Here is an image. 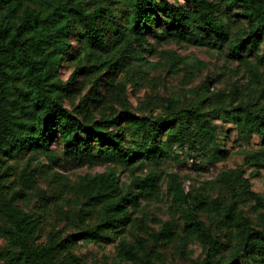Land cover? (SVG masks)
Segmentation results:
<instances>
[{
    "label": "rangeland",
    "instance_id": "374dc122",
    "mask_svg": "<svg viewBox=\"0 0 264 264\" xmlns=\"http://www.w3.org/2000/svg\"><path fill=\"white\" fill-rule=\"evenodd\" d=\"M62 0H25V7L34 9L43 23L57 35L55 23L47 20ZM159 1V0H156ZM215 4L214 16L228 32V41L240 36L242 53L248 61L259 64L264 74L262 39L252 35L248 19L237 6ZM186 15L191 9L185 0H167ZM91 19L95 9H101L96 26L102 31V46L92 44L85 36V26L76 18L68 19L66 49L52 81L61 82L66 91L60 96L58 108L86 128L91 121L117 118L127 125L130 117L154 118L166 111L181 108H200L208 115L218 131L220 149L227 156L216 164L194 163L189 154L164 157L155 168L158 174L157 191L145 197L141 194L139 178L152 167L137 162L135 171L115 167L110 162L93 163L88 156H96L105 149L89 132L81 133L71 147L60 141L59 127L51 121L41 141L54 158L37 149L25 146L6 151L4 156L7 182L24 195L21 206L34 223L30 243L35 247H51L56 264H213L206 263L208 246L200 239L187 242L182 238V213L186 208L183 196L201 194L209 199L220 197L223 206L231 202L230 195L220 189L221 172L239 168L249 179L250 190L264 198V169L257 176L255 168L244 165V154L264 148L262 137L255 135L246 143L241 126L236 125L227 112L252 87L246 65L219 39L192 21L183 23L158 7L144 8V31L140 40L130 37L131 9L124 0H73ZM184 15V16H185ZM180 31L203 36L209 42L193 43L177 36ZM254 43V45H252ZM141 56L139 61L135 56ZM105 61L106 65H100ZM103 66V67H102ZM79 69L76 81L67 80ZM6 85L13 91V109H20V89L27 90L21 75L14 72ZM235 88L239 96L232 95ZM232 126V128L230 127ZM123 144L129 146L136 138L130 130L123 133ZM113 171L123 193L134 198L136 207L128 203L127 215L120 222L121 234L109 235L100 246L86 244L82 235L100 223V216L91 212L88 199L77 191L82 176ZM32 175V182L24 176ZM21 174L23 180L20 178ZM239 194V191L236 192ZM245 217L257 230L264 229V199L255 200L239 194L235 201ZM197 217L217 241L212 254L217 264H264L259 256L247 248L241 235L222 218L219 212H197ZM0 216V225L4 224ZM6 240L0 235V250ZM0 264H8L0 258ZM20 264V263H19Z\"/></svg>",
    "mask_w": 264,
    "mask_h": 264
},
{
    "label": "trees",
    "instance_id": "16d2710c",
    "mask_svg": "<svg viewBox=\"0 0 264 264\" xmlns=\"http://www.w3.org/2000/svg\"><path fill=\"white\" fill-rule=\"evenodd\" d=\"M25 0H0V216L4 224L0 225V235L6 240V246L0 250V258L8 264H56L51 247H35L30 243L34 223L18 201L24 195L16 191L7 182L4 156L7 150L20 148L40 150L49 158L54 154L47 151V142L41 141L49 130L51 121L59 127L60 141L63 146L71 147L81 133L89 132L105 149L96 156H88L93 163L110 162L115 167L133 170L137 162L152 168L139 178L140 191L145 197L157 191L158 174L155 168L161 165L164 157H182L189 154L194 163L216 164L227 156L226 150L220 149L218 131L212 125L208 115L200 108H181L166 111L154 118L130 117L127 125H122L117 118L103 121H91L88 128L58 108L60 96L66 87L59 81H52L61 58L66 49V23L74 17L85 26L86 38L95 45L102 46V31L96 22L102 10L95 9L92 19L73 0L60 1L47 20L55 23L56 37L52 28L43 23V19L34 9L25 7ZM131 9L130 37L140 40L144 31V8L158 7L171 15L176 22L192 21L200 24L205 31L211 33L216 43L221 39L227 42L231 52L246 67L252 87L246 92V101H240L227 112L236 125L241 126V134L246 143H250L255 135L261 136L264 144V74L259 64L252 63L242 53L240 36L234 42L228 41L227 30L218 24L215 16V4L210 0H185L190 10L185 14L167 0H124ZM224 5L237 6L242 9L248 19L252 35L262 39V58L264 61V0H220ZM185 15V16H184ZM180 38L193 43L209 42L203 36L180 31ZM254 45V43H252ZM137 60L143 61L139 55ZM101 61L100 65H106ZM103 67V66H102ZM21 75L27 90L20 89V109H13V91L6 85L12 73ZM79 69H75L67 80L70 86L76 81ZM232 95L239 96L237 89L231 90ZM232 128V126H230ZM130 130L136 138L129 146L123 144V133ZM244 165L255 168L253 176L264 169V148L248 151L244 154ZM21 174L20 178L23 180ZM32 182L31 173L24 176ZM220 189L229 194L231 202L223 206L221 198L209 199L201 194L183 196L186 208L182 213V238L187 242L200 239L208 246L205 262L213 263L217 241L209 234L199 221L197 212H219L223 220L234 228L242 237L247 248L259 256L264 255V229L257 230L253 223L237 208L235 201L239 194L252 198L256 205L264 199L250 190L249 179L239 168L221 172ZM237 190L239 194H237ZM77 191L88 199L91 212L100 216V223L84 232L81 239L86 244L100 246L110 240L109 235H119L120 222L127 215L128 203L134 204V198L123 193L118 178L113 171H106L93 176H82L77 184Z\"/></svg>",
    "mask_w": 264,
    "mask_h": 264
},
{
    "label": "built area",
    "instance_id": "2783aa9c",
    "mask_svg": "<svg viewBox=\"0 0 264 264\" xmlns=\"http://www.w3.org/2000/svg\"><path fill=\"white\" fill-rule=\"evenodd\" d=\"M191 161H193V160H191Z\"/></svg>",
    "mask_w": 264,
    "mask_h": 264
}]
</instances>
